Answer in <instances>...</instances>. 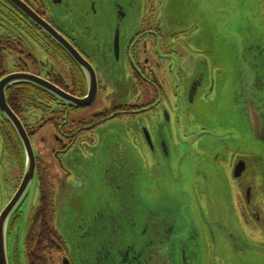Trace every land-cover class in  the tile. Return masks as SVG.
<instances>
[{
	"label": "flooded vegetation",
	"instance_id": "af4514ba",
	"mask_svg": "<svg viewBox=\"0 0 264 264\" xmlns=\"http://www.w3.org/2000/svg\"><path fill=\"white\" fill-rule=\"evenodd\" d=\"M16 74L62 93L0 99L11 264H264V0H0Z\"/></svg>",
	"mask_w": 264,
	"mask_h": 264
},
{
	"label": "water",
	"instance_id": "95a60500",
	"mask_svg": "<svg viewBox=\"0 0 264 264\" xmlns=\"http://www.w3.org/2000/svg\"><path fill=\"white\" fill-rule=\"evenodd\" d=\"M84 64L88 65L86 61H84ZM22 82H30L31 84L37 87L38 86L42 87L54 94H56V92L62 93V91H59L53 85L48 84L44 79L35 78L32 76L30 78H25L22 75L16 74V75L6 76V78L0 81V99L4 98L5 100L7 88ZM6 106L8 111H10L7 113L9 120L10 122H12L14 129L17 132H19L17 134L20 138L21 143L23 144L26 165L24 171L25 175L21 182V187L19 191L14 195V198L6 206V208L0 213V264H11L9 258V250H8V242H9L8 235L10 230L9 226L12 221V215L19 208L18 206L21 204L22 199L25 197V194L29 192L30 189H32V187L34 186V184H37L38 182V174L36 171L37 163L35 160V153L33 152L32 142L30 141L27 132H23L24 127L22 125V122L9 109L7 103Z\"/></svg>",
	"mask_w": 264,
	"mask_h": 264
},
{
	"label": "rangeland",
	"instance_id": "374dc122",
	"mask_svg": "<svg viewBox=\"0 0 264 264\" xmlns=\"http://www.w3.org/2000/svg\"><path fill=\"white\" fill-rule=\"evenodd\" d=\"M245 15V18H244V23L247 25V23H248V21H249V19H248V15L247 14H244ZM234 23H237V19H233L232 20ZM231 40H232V44H235L236 42H235V40L233 39V38H231ZM235 55V57L237 58V59H240V53H235L234 54ZM33 188H34V186H33ZM22 247V244H20V248ZM8 250H9V242H8ZM10 250H9V258H10ZM20 259H21V257H20Z\"/></svg>",
	"mask_w": 264,
	"mask_h": 264
}]
</instances>
